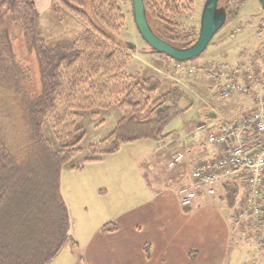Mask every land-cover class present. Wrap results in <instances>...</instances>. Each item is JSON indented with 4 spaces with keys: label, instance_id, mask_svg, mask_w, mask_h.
<instances>
[{
    "label": "trees",
    "instance_id": "1",
    "mask_svg": "<svg viewBox=\"0 0 264 264\" xmlns=\"http://www.w3.org/2000/svg\"><path fill=\"white\" fill-rule=\"evenodd\" d=\"M143 1L149 25L160 39L179 49L195 44L199 28L183 21L195 11L194 0ZM247 2L226 0L227 18L232 13L234 18ZM86 5L87 0H53L51 9L58 17L67 10L89 29L73 43L51 47L36 31L34 0H0V22L11 13L23 15L41 81V93L27 99L31 133H24L28 134L26 143L11 142L0 124V264H52L68 243L74 253L61 175L64 166L82 152L80 144L86 137L80 125L83 112L118 107L123 115L113 133L89 146L92 157L84 166L120 152L124 145L163 138V128L179 114L172 113L171 107L160 111L171 103L174 93L158 95L159 79L139 80L127 73L132 54L129 46L117 41L126 23L121 0H91L90 14ZM4 51L13 56L6 32L0 34V53ZM18 74L14 71L8 78L17 80ZM47 122L59 150L44 136ZM84 166L73 170L83 171ZM239 189V183L229 189L230 200ZM119 229L118 224L108 223L101 233Z\"/></svg>",
    "mask_w": 264,
    "mask_h": 264
},
{
    "label": "rangeland",
    "instance_id": "2",
    "mask_svg": "<svg viewBox=\"0 0 264 264\" xmlns=\"http://www.w3.org/2000/svg\"><path fill=\"white\" fill-rule=\"evenodd\" d=\"M34 2L38 12L35 20L36 31L51 47L73 43L89 29L87 23L67 10H62L58 17L52 11L51 5H47V0ZM194 2L195 11L183 21L200 30L207 0ZM225 4L226 0H221L219 7L223 9ZM121 6L126 23L117 41L121 45L129 46L132 54L127 73L139 80L150 77L159 79L162 87L158 95L172 90L174 94H171L172 100L169 103L171 112L179 114L163 128V138L124 145L116 155L106 156L104 163H98L100 165L93 169L88 167L87 174L82 175L73 169L84 166L85 160L92 157L89 146L106 139L115 131L123 117L118 107L82 113L80 125L86 132V137L80 144L82 152L64 166L61 175L62 191L71 209L68 233L75 242V249L73 253L71 243H68L63 253L58 255L59 259H55L52 264H89L92 253H95L99 244L98 239H93L95 234L92 231L105 223V219L125 214L129 210V203L135 205L145 201L144 197L149 194L143 188L157 184L154 181L157 174L156 180H159V184H166L172 191L176 190L179 183L175 179L174 169L169 167V160L178 152H183L186 158L194 160L196 148L201 147V140H195V137L205 134L198 125L211 124V120L203 116L205 111L213 107L224 110L228 103V100L215 96L202 67L213 63L228 66L233 71L249 57L255 58L260 54L264 56V10L259 0H248L234 18L233 13L228 15L226 24L214 36L208 49L198 58L186 62L182 68L175 67V60L156 53L146 44L134 20L132 0H121ZM85 11L91 13V0H87ZM22 16L11 13L5 17L4 22H0V34L8 33L13 51V56L5 51L0 53V124L6 127L11 142L24 144L28 135L24 136V133H31L27 120V99H33L41 93V81L38 58L32 49L31 39L25 33ZM189 66L195 68V73L188 72ZM14 71L20 73L17 80L8 78L9 73ZM238 112L243 111L239 108ZM44 136L51 142L54 150H59V142L48 122L44 126ZM89 170L96 173H89ZM112 172L116 174V180L127 174V187L120 190L116 185L105 182L109 194H104L100 192L104 184H99L95 178L102 175L109 178ZM131 173L137 174L139 185L140 182L146 184L143 188L140 185V190H129ZM159 187L162 186L158 185L157 188ZM221 190L218 187L216 195L221 194ZM131 197H135V200H130ZM240 197L241 192H238L233 199L236 202ZM237 234H234L230 264H238V261L239 264H264V226L260 232L252 230L245 235Z\"/></svg>",
    "mask_w": 264,
    "mask_h": 264
},
{
    "label": "crops",
    "instance_id": "3",
    "mask_svg": "<svg viewBox=\"0 0 264 264\" xmlns=\"http://www.w3.org/2000/svg\"><path fill=\"white\" fill-rule=\"evenodd\" d=\"M52 2L53 0H47V5L52 6ZM208 66L221 67L213 63ZM204 68L205 66L202 67ZM203 74L207 76L211 89L214 91L209 76ZM227 102L224 110L213 107L205 111L203 116L209 118L211 124L201 123L202 125L198 126H206L210 131L226 121L241 118L254 108L253 99L250 96L236 95ZM239 108L243 112H238ZM198 126L197 130L200 128ZM204 137L206 138V132L199 138L195 137V140H201V147L195 150L197 153L195 159L187 158L174 170L175 179L179 183L175 191L166 184H159V180H156L157 174L154 176L157 184L149 186L140 182L142 188L146 185L143 189L149 194L148 197H144L145 201L135 205L132 202L129 203V210H126L125 214L105 219L107 220L103 221L105 223L96 227V233L93 229L92 232L95 234L93 239H98L99 244L95 253H92L89 264H230L234 234L239 232L237 235L241 236L252 230L260 232L264 226V220L258 221L257 224L250 222L240 224L235 218L243 195L241 194L236 202L230 200L228 195L229 189L239 183L238 181L222 182L218 185L222 189L221 194L215 196L209 195L207 189L203 188L198 191V196L190 207L182 206L179 192L182 187L190 183L193 166L204 158H216L220 155L219 150L210 146ZM104 162L105 159L88 164L87 168L84 166L83 171L79 172L86 175L88 167L93 169ZM88 172L96 173L94 170ZM126 178L127 174L116 180V174L112 172L111 177L102 175L95 178V181L104 184L100 192L109 194L105 182L116 185L122 190L127 187ZM129 179H131V183L128 184L129 190H140L137 174L131 173ZM158 185L162 187L157 188ZM239 185V192H241V183ZM64 197L69 208V201L66 195ZM132 198L134 201L135 197H131L130 200ZM81 199L83 200V197ZM108 223H116L120 229L113 233H101V228Z\"/></svg>",
    "mask_w": 264,
    "mask_h": 264
},
{
    "label": "built area",
    "instance_id": "4",
    "mask_svg": "<svg viewBox=\"0 0 264 264\" xmlns=\"http://www.w3.org/2000/svg\"><path fill=\"white\" fill-rule=\"evenodd\" d=\"M184 66V63L175 65ZM188 72L195 73V68L189 67ZM204 72L216 97L230 100L236 95L250 96L254 108L237 120L207 131V143L216 147L220 155L204 158L193 166L190 183L180 190L181 204L190 207L203 188L215 196L222 182L240 181L243 198L236 218L240 223L255 222L264 217V56L249 57L233 71L206 66ZM200 129L206 130V126ZM251 135L257 138L251 139ZM185 159V153L175 154L170 168H176Z\"/></svg>",
    "mask_w": 264,
    "mask_h": 264
},
{
    "label": "water",
    "instance_id": "5",
    "mask_svg": "<svg viewBox=\"0 0 264 264\" xmlns=\"http://www.w3.org/2000/svg\"><path fill=\"white\" fill-rule=\"evenodd\" d=\"M220 1L221 0H207L202 17L199 38L193 46L187 49H179L160 39L153 32L146 16L143 0H132L133 15L140 35L152 50L164 54L175 61H191L201 56V54L208 49L214 36L226 24V12L222 9L223 11L221 13H217ZM259 2L264 10V0H259ZM169 106L170 105L167 104L160 111L168 109Z\"/></svg>",
    "mask_w": 264,
    "mask_h": 264
},
{
    "label": "flooded vegetation",
    "instance_id": "6",
    "mask_svg": "<svg viewBox=\"0 0 264 264\" xmlns=\"http://www.w3.org/2000/svg\"><path fill=\"white\" fill-rule=\"evenodd\" d=\"M222 11H223L222 8L218 7V12H217V13L219 14V13H221ZM198 38H199V37H198ZM197 40H198V39H197Z\"/></svg>",
    "mask_w": 264,
    "mask_h": 264
}]
</instances>
